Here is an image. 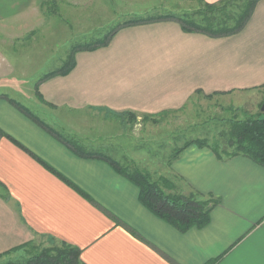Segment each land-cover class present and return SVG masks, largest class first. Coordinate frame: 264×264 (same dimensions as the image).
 <instances>
[{
	"label": "crops",
	"instance_id": "obj_1",
	"mask_svg": "<svg viewBox=\"0 0 264 264\" xmlns=\"http://www.w3.org/2000/svg\"><path fill=\"white\" fill-rule=\"evenodd\" d=\"M54 1L71 0H0V264L22 262L10 256L38 240L80 250L81 264H264L263 166L184 148L171 172L219 203L206 227L182 233L96 156L118 162L108 146L82 142L102 151L80 156L8 101L15 98L6 84L22 83L17 52L46 32L43 8ZM219 1L160 0V9ZM39 90L59 111L98 116H157L182 109L197 93L254 109L264 100V0L230 36L187 32L166 18L121 26L107 46L77 52L74 68L43 80Z\"/></svg>",
	"mask_w": 264,
	"mask_h": 264
},
{
	"label": "rangeland",
	"instance_id": "obj_2",
	"mask_svg": "<svg viewBox=\"0 0 264 264\" xmlns=\"http://www.w3.org/2000/svg\"><path fill=\"white\" fill-rule=\"evenodd\" d=\"M241 5L242 3L233 5L232 12L239 13ZM201 8H204L202 3H178L171 4L167 10H163L160 9V0L50 2L43 8L47 17L44 26L46 32L40 30V34L35 38L31 36L30 44L17 52L22 68L16 70L18 73H15V76L20 78L22 83L17 85L11 81L9 85L6 84L9 87L5 89L8 95L15 98L14 101L32 115L38 116L39 120L42 119L40 121L44 125L20 109L18 107L20 105L17 106L6 98L64 143L70 141L79 146L82 142L106 145L107 154L112 155L120 166L130 171L138 169L147 172L153 181L169 179L175 185L174 189L168 190L169 192L172 190L189 195L194 190H189L170 170L174 155L187 143L197 139L207 140L210 144L219 142L222 148H226V138L223 135L230 131V120H243L258 114L264 117V100L254 110L250 106L245 107L246 101L243 100L241 108L233 105L227 107V99L197 93L182 109L157 116L134 114L98 116L89 115L87 109L59 111L54 104L44 98L39 86L43 80L48 79L47 75L58 76L56 74L71 63L72 56L75 57L77 54V52L73 54L77 46L102 40L113 29L128 26L129 23L140 24L142 19H149L151 20L149 22H152L162 17L170 18L171 15L186 16ZM22 43L25 44L26 41ZM231 100L235 98L232 97ZM83 149L84 154L92 156L102 151V148L94 147ZM54 247H57V244L53 241L38 240L16 251L17 256H10V259L23 262L32 253Z\"/></svg>",
	"mask_w": 264,
	"mask_h": 264
},
{
	"label": "trees",
	"instance_id": "obj_3",
	"mask_svg": "<svg viewBox=\"0 0 264 264\" xmlns=\"http://www.w3.org/2000/svg\"><path fill=\"white\" fill-rule=\"evenodd\" d=\"M258 1L220 0L217 3H202L204 8L198 9L190 15H171L170 18L162 17L161 19H175L182 29L187 32L202 33L213 38L230 36L238 33L245 27ZM237 3H242L241 10L239 13L234 14L231 7ZM149 21L151 20L142 19L140 23ZM119 29L120 27L113 29L102 40L75 47L73 54L78 52V50L92 51L107 46L112 36ZM74 66L75 57L72 56L71 63L61 72L55 74L67 75ZM48 76L54 75L50 74ZM10 101L17 106L20 105L12 99ZM20 106L23 107L22 105ZM20 106H18L20 109L26 111L31 117L44 125L43 122L27 111L26 108H21ZM229 123L230 131L226 135H223L226 138V148H222L219 142L210 144L207 140L197 139L187 143L185 147L174 155L173 159L184 148L192 143H196L199 147L210 148L219 159L244 156L264 167V117L258 114L243 120H230ZM66 143L80 156L87 155L83 153L84 149L75 142L67 141ZM98 156L107 159L120 174L139 187L140 201L144 206L180 232L184 233L192 228L201 229L210 223L211 213L219 203V199L212 194L204 195L198 191H193L189 195L177 191L172 192V190L169 192L170 189L175 188V185L169 179L161 178L159 181H153L151 175L147 172H142L138 169L130 171L104 155ZM7 264H81L80 250L68 246L54 247L44 249L39 253H32L23 262H9Z\"/></svg>",
	"mask_w": 264,
	"mask_h": 264
},
{
	"label": "water",
	"instance_id": "obj_4",
	"mask_svg": "<svg viewBox=\"0 0 264 264\" xmlns=\"http://www.w3.org/2000/svg\"><path fill=\"white\" fill-rule=\"evenodd\" d=\"M263 109H264V107H263Z\"/></svg>",
	"mask_w": 264,
	"mask_h": 264
}]
</instances>
